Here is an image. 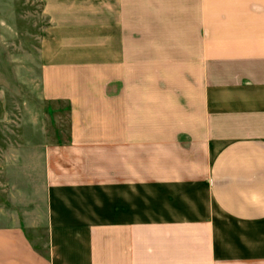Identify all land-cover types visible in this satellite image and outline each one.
<instances>
[{"label":"crops","instance_id":"0c3cea01","mask_svg":"<svg viewBox=\"0 0 264 264\" xmlns=\"http://www.w3.org/2000/svg\"><path fill=\"white\" fill-rule=\"evenodd\" d=\"M80 3L83 33L75 10L51 12L39 52L42 78L69 77L52 97L72 105L67 140L42 154L45 247L0 224V264H264L239 231L222 248L214 218L264 236V0ZM137 190L166 215L115 206Z\"/></svg>","mask_w":264,"mask_h":264},{"label":"rangeland","instance_id":"374dc122","mask_svg":"<svg viewBox=\"0 0 264 264\" xmlns=\"http://www.w3.org/2000/svg\"><path fill=\"white\" fill-rule=\"evenodd\" d=\"M82 1L0 0V224H24L42 247L47 231L43 149L67 140L72 105L52 97L54 80L67 84L69 77L42 78L39 52L46 41L51 42L53 28L58 26L51 12L65 18L67 10H75L78 18L71 24L80 26L75 28L77 35L83 33ZM66 3L70 6L66 7ZM62 24L61 35L66 37L68 26ZM102 80L101 74L72 77V82L81 85ZM134 192L130 204L116 201L115 206L134 211L131 217L135 218L166 215L161 196ZM102 198L107 209L114 210L110 203L113 198L104 193ZM169 201L177 205L173 199ZM214 218L222 248L230 250L235 241L231 235L237 231L249 242L264 243V236L258 234L263 225H239L236 229L226 216L218 213Z\"/></svg>","mask_w":264,"mask_h":264}]
</instances>
